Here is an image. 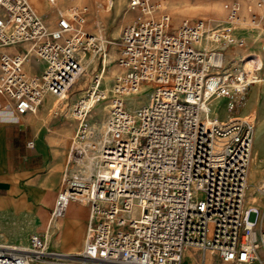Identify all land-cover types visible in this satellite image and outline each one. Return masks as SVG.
<instances>
[{
    "label": "built area",
    "instance_id": "2783aa9c",
    "mask_svg": "<svg viewBox=\"0 0 264 264\" xmlns=\"http://www.w3.org/2000/svg\"><path fill=\"white\" fill-rule=\"evenodd\" d=\"M47 1L58 5L54 28L34 0H0V96L28 129L29 147L49 134L48 97L69 96L91 52L99 54L103 73L110 42L87 31L85 7ZM129 6L142 14L122 31L121 74L96 149L98 171L63 178L48 228L76 201L89 206L90 216L73 264H191L188 250L202 255L199 264H254L264 249L258 210L247 206L255 126L234 114L263 78L257 69L233 66L227 49L245 46L237 26H257L264 0L247 15L237 2H225V27L205 18L173 26L171 15L151 0ZM33 60L43 64L36 74L26 69ZM95 80L98 85L99 74ZM144 90L148 102L131 111L126 98ZM89 92L95 100L107 97L99 89ZM215 101L232 117L221 118ZM86 109L79 101L74 111L81 116ZM86 131L82 118L78 133ZM259 190L264 195V184ZM49 255L59 253L38 233L27 247L0 245V264H38Z\"/></svg>",
    "mask_w": 264,
    "mask_h": 264
},
{
    "label": "rangeland",
    "instance_id": "374dc122",
    "mask_svg": "<svg viewBox=\"0 0 264 264\" xmlns=\"http://www.w3.org/2000/svg\"><path fill=\"white\" fill-rule=\"evenodd\" d=\"M131 0H59L60 7H68L69 4L75 3L87 9L86 16V29L87 31L102 36H105V29H115L118 21L114 19L116 12L122 10V14L130 11H135L140 16L142 13L129 6ZM229 0H151L156 6L157 11H165L171 15L173 26H178L185 19L205 18L213 27H225L222 23L225 15L224 4ZM237 2L243 14H248L249 7L256 3V0H230ZM34 6L41 7L36 9L37 13L45 20L50 28L56 26L57 20V6H52L47 0H34ZM241 34L245 39L244 47H237L235 52L229 56L227 60L230 61L233 66L238 65L240 67H247L251 69H257L254 62L258 57V52L264 50V12L257 26H237L236 31ZM122 34V33H121ZM108 40V39H107ZM21 50L24 46L20 47ZM109 52V48L107 50ZM95 54V53H94ZM94 56L89 53L85 57V63L87 69L85 74L78 80V82L72 87L69 96L63 101H59L54 96L50 97V102L46 105V109L49 107H56L49 111L51 116L48 118L50 124V130L48 135V141L51 138L56 139V145L63 142L66 136L70 134L72 137L70 140L72 159H68V155L64 156V166L61 175V184L57 196L62 188V181L66 175H85L86 169V151L82 149L83 146L88 152H94L98 148V140L101 139L102 131L106 127L108 121L111 104L113 102L112 89L116 78L121 74L117 64H108L104 79L102 80L99 90L104 91L107 97L105 99H97L94 107L84 110V113L79 116L75 113L74 109L78 102L81 100V96L89 98L90 92L96 84L95 76L100 73L101 67L95 69L99 60V54ZM233 56V57H232ZM108 62V57H107ZM31 66V65H30ZM32 66L34 69L42 68L43 64L40 61L33 60ZM258 70V69H257ZM257 73L263 80L259 83L251 85L247 93V99L244 107L236 112L234 115H242L248 117L254 123L255 126V138H259L264 142V73L258 70ZM85 83L83 89L79 88L80 84ZM149 91L128 96L129 107L135 109L148 102ZM55 103H51V102ZM216 111L223 119H227L230 114L224 108V102L215 101ZM135 111V110H132ZM85 115V116H84ZM82 118H85L87 124V131L85 133H78V128ZM105 123V124H104ZM61 128H65L66 131H60ZM78 134V135H77ZM79 139V143L73 144V142ZM253 146V160L250 168V188L248 192V206H254L253 201L255 197H259L257 200L260 211L258 215L257 229H264V196L259 192V188L262 182H264V163L260 158V153L256 155L255 147ZM56 196V198H57ZM254 196V197H253ZM252 201V202H251ZM44 207V204H41ZM49 216V213H48ZM18 245V244H14ZM18 246L27 247L26 244H19ZM185 258L191 264H199L202 260V255L199 252H191L190 250L185 252ZM72 256L61 255H49L47 258H43L38 264H48L53 262L54 264H73ZM212 264H222L220 261H212Z\"/></svg>",
    "mask_w": 264,
    "mask_h": 264
},
{
    "label": "crops",
    "instance_id": "0c3cea01",
    "mask_svg": "<svg viewBox=\"0 0 264 264\" xmlns=\"http://www.w3.org/2000/svg\"><path fill=\"white\" fill-rule=\"evenodd\" d=\"M35 8L41 9L36 6ZM122 13V10H119L115 14L114 19L118 21L115 29H105V36L110 41L106 68L108 64L118 65L121 33L125 27L138 19V13L135 11ZM236 48L227 49L228 58ZM17 49L12 48L10 51ZM252 62L264 73V50L258 52L257 59ZM101 65L99 58L95 69ZM26 69L31 74L42 70L34 69L32 65L26 66ZM51 103L54 104L55 101ZM54 108L56 107H44L43 113L47 120L51 116L49 111ZM3 110L5 100L0 96V245L29 244L31 235L38 233L46 235L50 250L58 252L61 256L76 257L85 243L90 216L89 206L81 202H69L65 215L48 228L61 184L64 156L71 158L69 146L72 137L68 134L63 142L56 145L55 137L48 141L47 136L45 139H35L34 147H29L28 142L32 137L28 129L14 119H9ZM60 131L66 129L61 128ZM254 147L256 155L260 153L264 163V142L258 138ZM42 203L44 207L41 206ZM254 264H264V249L259 250V258Z\"/></svg>",
    "mask_w": 264,
    "mask_h": 264
},
{
    "label": "bare ground",
    "instance_id": "6f19581e",
    "mask_svg": "<svg viewBox=\"0 0 264 264\" xmlns=\"http://www.w3.org/2000/svg\"><path fill=\"white\" fill-rule=\"evenodd\" d=\"M94 56H96L94 53H92ZM105 62L107 63V57H106V59H105ZM27 66H29V65H27ZM85 67H86V69H87V64L85 63ZM105 73H106V69H105V71L103 72V73H99V78H100V82H99V84L98 85H96V84H94V86H93V88H92V90H95V89H99V87H100V84H101V82H102V80L104 79V76H105ZM78 82V81H77ZM76 82V83H77ZM75 83V84H76ZM74 84V85H75ZM84 85H85V83H82V84H80V87L79 88H82L83 89V87H84ZM67 97V96H66ZM65 97V98H66ZM64 98V99H65ZM56 99H58V100H64V99H59V98H56ZM80 102H82L83 103V105H85V107L87 108V109H90V108H92V107H94V105H95V103H96V100H95V95H93L92 97H89L88 99L87 98H85V97H83V96H81V100H80ZM129 105V103H128V101H127V106ZM129 107V106H128ZM138 107H140V106H138ZM137 107V108H138ZM137 108H135V109H131V108H129L131 111L132 110H136ZM3 113H5V114H7V116H8V118L9 119H14V116H13V114H11L10 112H9V110H3ZM229 117H232V115L230 114V116ZM239 117H241V118H247L248 119V117H245V116H243V115H239ZM105 124V123H104ZM106 124H107V122H106ZM104 132H105V128L103 129V131H102V136H101V139H99L98 140V145H99V147H100V145L102 144V142H103V139H104ZM78 135V134H77ZM80 141H79V139H77V137H76V140L73 142V144H75V143H79ZM82 149L84 150V151H86V162H85V166H86V169H85V173H86V175H88V177L94 172H97L98 171V169H97V164H98V162H97V151H94V152H88V150L85 148V146H83L82 147ZM99 149V148H98ZM72 159V153H71V158H70V160ZM252 160H253V158H252ZM251 168V167H250ZM249 180H250V173H249ZM249 183H250V181H249ZM263 184H264V182H262L261 183V185H260V187L261 186H263ZM249 188H250V185H249ZM260 191V190H259ZM264 196V195H263ZM254 197V196H253ZM259 199V197H256L255 198V201H253V205L254 206H248V202H247V206H248V208H257V210H258V215H259V211H260V206H259V204H258V202H257V200ZM252 202V201H251ZM65 215V214H64ZM63 215V216H64ZM62 216V217H63Z\"/></svg>",
    "mask_w": 264,
    "mask_h": 264
}]
</instances>
